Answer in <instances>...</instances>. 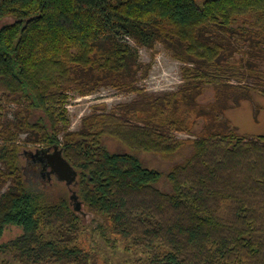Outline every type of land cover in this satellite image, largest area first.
<instances>
[{
	"label": "trees",
	"instance_id": "16d2710c",
	"mask_svg": "<svg viewBox=\"0 0 264 264\" xmlns=\"http://www.w3.org/2000/svg\"><path fill=\"white\" fill-rule=\"evenodd\" d=\"M156 43L182 64L180 88L94 112L70 131L69 93L109 85L142 96L138 49ZM206 90L213 100L202 104ZM253 92L264 96V0H0V185L9 183L0 253L19 264L94 263L68 196L34 190L21 168L23 155L41 174L33 154L58 146L93 231L146 250L145 264H264V133L223 120ZM200 121L194 139L174 136ZM107 138L128 150H109ZM185 149L165 172L137 156Z\"/></svg>",
	"mask_w": 264,
	"mask_h": 264
},
{
	"label": "rangeland",
	"instance_id": "374dc122",
	"mask_svg": "<svg viewBox=\"0 0 264 264\" xmlns=\"http://www.w3.org/2000/svg\"><path fill=\"white\" fill-rule=\"evenodd\" d=\"M204 0H197L201 4ZM8 21V20H7ZM138 58L143 65L138 72L137 86L142 91L140 96L134 93L117 90L109 85L101 86L97 91L90 95L80 96L76 93H69L65 102L67 117L69 121V130L78 132L82 129V121L87 116L94 112L109 113L120 104H129L136 100H144L148 97H158L166 93L176 92L182 85L181 66L182 64L173 58L161 43H156L152 49L140 47L138 49ZM147 69V71H146ZM146 71V75L143 76ZM213 100V92L206 90L205 94L200 98L202 104L210 103ZM4 120H12V108H7ZM222 118V116H218ZM223 120H227L231 127H234L238 132L248 135H259L264 133V96L258 92H253L246 100L241 101L234 107H229L225 111ZM204 122L200 121L195 126L194 134L174 133V136L181 140L194 139L200 130H202ZM26 136H20V144L23 146V151L33 150L35 145L24 142ZM104 143L109 150L114 152L127 151L124 146L120 145L113 139L107 138ZM49 151L48 153H51ZM189 155V150L185 149L176 155L163 158L159 155L148 153H139L137 156L151 168L158 169L162 172L167 171L172 165L179 163ZM31 161L27 160L23 155L21 157V168L27 184L34 190H43L50 193L53 198H57L60 194H66L68 198L76 190L74 186L68 187L64 182H60L55 176L47 180V175L32 174L33 167ZM159 186L163 189H168L166 181L162 180ZM9 188V183L0 185V196ZM77 195V193H76ZM71 207L74 209L76 204L79 205L77 213L82 218L84 226L80 232L78 243L86 250L92 252L95 257L93 264H145L148 255L146 250H128L129 245L119 239L109 236L112 242L103 239L96 231H93L92 226L94 217L90 215L80 199L69 200ZM18 231L10 229L5 234V239L13 238ZM0 264H19L9 255L0 253Z\"/></svg>",
	"mask_w": 264,
	"mask_h": 264
},
{
	"label": "water",
	"instance_id": "95a60500",
	"mask_svg": "<svg viewBox=\"0 0 264 264\" xmlns=\"http://www.w3.org/2000/svg\"><path fill=\"white\" fill-rule=\"evenodd\" d=\"M51 149L42 150L43 152L50 151ZM47 165L51 169V173L56 176L60 182H64L68 187H71L76 178L77 173L74 168L69 164V162L63 157L62 151L58 146H54L52 153H47L46 155ZM70 200H77L78 196L74 192L70 197ZM79 205L76 204L74 210L77 211Z\"/></svg>",
	"mask_w": 264,
	"mask_h": 264
},
{
	"label": "flooded vegetation",
	"instance_id": "af4514ba",
	"mask_svg": "<svg viewBox=\"0 0 264 264\" xmlns=\"http://www.w3.org/2000/svg\"><path fill=\"white\" fill-rule=\"evenodd\" d=\"M51 151V150H50ZM49 152V151H48ZM46 151H42V150H36V153L33 154V157L35 156H39V160L38 163L41 165V170L43 175H47V180H50L52 176H55L51 173V169L50 167L47 165V160H46V155L47 153ZM52 153V152H51ZM35 162V161H34ZM56 177V176H55Z\"/></svg>",
	"mask_w": 264,
	"mask_h": 264
}]
</instances>
